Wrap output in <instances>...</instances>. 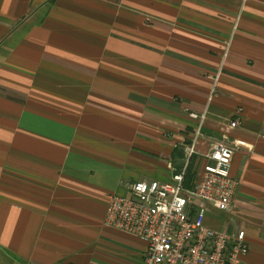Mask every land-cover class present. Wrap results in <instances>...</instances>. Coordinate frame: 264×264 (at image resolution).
Masks as SVG:
<instances>
[{
	"label": "crops",
	"instance_id": "0c3cea01",
	"mask_svg": "<svg viewBox=\"0 0 264 264\" xmlns=\"http://www.w3.org/2000/svg\"><path fill=\"white\" fill-rule=\"evenodd\" d=\"M190 112L238 147L205 223L264 264V0H0V264H142L110 197L170 180Z\"/></svg>",
	"mask_w": 264,
	"mask_h": 264
},
{
	"label": "built area",
	"instance_id": "2783aa9c",
	"mask_svg": "<svg viewBox=\"0 0 264 264\" xmlns=\"http://www.w3.org/2000/svg\"><path fill=\"white\" fill-rule=\"evenodd\" d=\"M190 116L197 123L190 141L182 143L180 168L170 164L168 181L137 180L127 184V194L111 195L105 223L147 241L142 264H242L249 252L246 232L217 230L205 223L210 208H232L238 182L231 168L238 147L219 141L200 154L197 144L204 136L205 113ZM238 126L239 120L233 119L228 129ZM196 155L205 161L194 165ZM190 168L193 178L188 185Z\"/></svg>",
	"mask_w": 264,
	"mask_h": 264
},
{
	"label": "trees",
	"instance_id": "16d2710c",
	"mask_svg": "<svg viewBox=\"0 0 264 264\" xmlns=\"http://www.w3.org/2000/svg\"><path fill=\"white\" fill-rule=\"evenodd\" d=\"M178 168H180V167H178ZM192 178H193V170H192V168H190V169H189V172H188V176H187V179H188L187 184H188V185H189V181H190Z\"/></svg>",
	"mask_w": 264,
	"mask_h": 264
}]
</instances>
